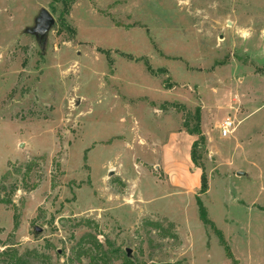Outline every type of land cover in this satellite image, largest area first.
I'll return each instance as SVG.
<instances>
[{
    "label": "rangeland",
    "instance_id": "obj_1",
    "mask_svg": "<svg viewBox=\"0 0 264 264\" xmlns=\"http://www.w3.org/2000/svg\"><path fill=\"white\" fill-rule=\"evenodd\" d=\"M43 9L55 24L38 42L26 30ZM11 257L264 264V0H0V264Z\"/></svg>",
    "mask_w": 264,
    "mask_h": 264
},
{
    "label": "trees",
    "instance_id": "obj_2",
    "mask_svg": "<svg viewBox=\"0 0 264 264\" xmlns=\"http://www.w3.org/2000/svg\"><path fill=\"white\" fill-rule=\"evenodd\" d=\"M57 1H59L62 4L63 9H64V12H67L69 10V7L71 6V4L74 2V0H57ZM147 70L151 74L154 73L153 70L149 66H147ZM197 122H198V119H197ZM192 134L199 136V140L196 141V142H194L192 144V146H191V150H190V160H191V162L194 164V166L196 168L202 170V168L198 165L197 158H196V147L203 140L202 136H200V131H199V127L198 126H196V128H195V130L193 131ZM206 191H207V180H206V177H205L204 173L202 172L201 175H200V189H199V194L200 195L205 194ZM196 206H197V212H198V217H199L200 222L204 226L209 227L211 230H213V231L216 232V234L219 237V241H220L221 245L224 248L225 255H226L227 259H230L231 260L232 259V255H231V252H230L229 248L225 245L224 240H223L221 234H219V232H217L215 230V227H214L213 223L208 219L206 210L203 207L202 202L199 200L198 197L196 198ZM9 262H10V264H13L14 263L13 262V257H11L9 259Z\"/></svg>",
    "mask_w": 264,
    "mask_h": 264
},
{
    "label": "water",
    "instance_id": "obj_3",
    "mask_svg": "<svg viewBox=\"0 0 264 264\" xmlns=\"http://www.w3.org/2000/svg\"><path fill=\"white\" fill-rule=\"evenodd\" d=\"M55 21L52 16L45 9L41 10L37 19L35 28L26 30V33L34 36L38 42L44 39L46 34L52 29ZM238 175H242L243 173H237ZM40 229L38 227L33 228L34 236H38L40 234ZM127 257H129V250L126 251Z\"/></svg>",
    "mask_w": 264,
    "mask_h": 264
},
{
    "label": "built area",
    "instance_id": "obj_4",
    "mask_svg": "<svg viewBox=\"0 0 264 264\" xmlns=\"http://www.w3.org/2000/svg\"><path fill=\"white\" fill-rule=\"evenodd\" d=\"M235 131L234 120L230 117L225 118L219 127L220 136L226 138L230 136Z\"/></svg>",
    "mask_w": 264,
    "mask_h": 264
},
{
    "label": "crops",
    "instance_id": "obj_5",
    "mask_svg": "<svg viewBox=\"0 0 264 264\" xmlns=\"http://www.w3.org/2000/svg\"><path fill=\"white\" fill-rule=\"evenodd\" d=\"M189 150V149H188ZM188 156V155H187Z\"/></svg>",
    "mask_w": 264,
    "mask_h": 264
}]
</instances>
